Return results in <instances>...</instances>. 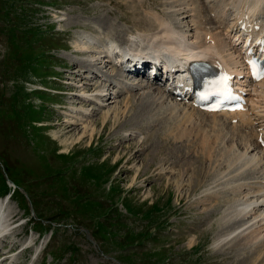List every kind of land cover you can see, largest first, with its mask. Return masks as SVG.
<instances>
[{
	"label": "rangeland",
	"instance_id": "1",
	"mask_svg": "<svg viewBox=\"0 0 264 264\" xmlns=\"http://www.w3.org/2000/svg\"><path fill=\"white\" fill-rule=\"evenodd\" d=\"M172 1L0 0V203L13 233L0 240V264H264L259 226L232 233L242 196L228 193L223 157L178 140L142 89L106 126L99 104L75 97L86 75L96 86L110 76L146 85L110 63L76 67L89 61L76 51L86 36L103 50L152 34L150 17L169 16ZM71 116L95 123L92 142L72 143Z\"/></svg>",
	"mask_w": 264,
	"mask_h": 264
},
{
	"label": "bare ground",
	"instance_id": "2",
	"mask_svg": "<svg viewBox=\"0 0 264 264\" xmlns=\"http://www.w3.org/2000/svg\"><path fill=\"white\" fill-rule=\"evenodd\" d=\"M188 1L173 0L169 9H167L169 16L166 15L164 16L165 18L159 17L158 13L152 14L150 18L153 21L151 20V22L155 23V28H158L154 29L152 34L132 35L127 46L116 45L114 49L115 42L109 43L106 41L108 45L104 47L103 50H91L88 48L91 43L89 39L91 38L86 36L85 38H87L86 40H88V42H82L83 45L79 46L80 49H77L76 52L79 54L81 53V55L89 56V61L80 64L76 63V67L88 69L96 67V65L99 67L101 64H107L106 66H108V63L112 64L114 67L116 62H118V64L121 63V59L118 58L120 56H116L114 50L118 53H124L125 48L132 52L136 59L142 56L147 58L150 54H158L162 56V59L163 56L168 55H171L172 58L180 59L179 55H189L186 51L193 52L186 49L191 47L192 49H203L205 53L202 58L204 59L219 58L223 60L230 67V72L239 74L240 70L238 69L242 66L240 64L239 55L235 52L231 43L227 41L225 35L228 34L227 31L231 26L232 20L239 19L241 14H243L244 18H248V21L256 17L260 20H264V0ZM160 14L162 15V13ZM149 15L151 14H148V16ZM196 56L190 54L187 58L194 60ZM142 60L143 59H141V61ZM113 61L115 63H113ZM97 70L96 68V71ZM119 70L121 72V69ZM84 73L94 74L95 72L89 69ZM123 76L122 74V78ZM110 77L109 80L111 79ZM100 78H105V76H100ZM106 78L104 80L108 82V86H96V84L93 85L89 83L90 78L88 75L81 80L78 79L79 81H77L78 84L76 83V89H80L81 93L75 96L76 99L81 100L83 103L99 104L98 110L104 113L103 126H106V122L110 117L115 119L117 115L120 114L123 117L124 113H127L131 106L130 99L132 97H129L130 93L135 89H142L144 91H142L143 94H148L153 100L154 105H151L157 107V109L162 112V115H164L165 112V114L169 116L168 120L172 121L170 128H173L172 132L175 137H178V140L185 139L189 142L194 141V143H197L196 145L201 148L200 153L202 152V156L204 154L209 160L213 158V155H215L214 157H223L230 170L233 171V187L228 193L242 196V198L239 197L242 205H239L240 201L238 203L239 199H237L235 202L238 203L239 208H236L238 205L235 203L236 206L234 205V211V207L231 210L234 212V215L231 211L230 214L233 215L231 216V218L233 217V221L235 218L240 219L242 216L243 220L242 218L239 220L237 223L239 225L238 228L234 229L232 233L235 234L239 232L238 235H242L247 229L259 226L260 230L258 229V233L259 236H261L262 233H264V150L260 148L258 140L261 139V141H264V80L259 82L253 89L252 94L249 95L251 106L246 113L221 114L199 111L192 108L191 103H178L170 94L166 93L165 90L160 87H153L149 84L145 85L141 82L136 83V81L134 83L132 80V82L130 80V82H125L124 80L121 81L116 78V80L112 78L113 80L110 82L111 80L109 81L108 77ZM122 92L127 93V96L125 98L126 101L124 100V104L122 103V105H120V102L117 100L124 95ZM142 97L144 100V96ZM86 106H83L82 109L86 108ZM83 112H81V114ZM71 117L72 118L68 121L69 126H74L76 129L79 128L80 130L78 135L74 137V140H71L73 141L72 143H80L87 134H89L90 142H92L97 130L93 127L94 122L90 120L84 121L83 118L80 120L79 116ZM165 118L167 119V117ZM205 126H212L215 128L211 132L208 127L206 128ZM216 127L220 129L219 131L222 130L220 133L225 132L226 135L224 136L222 134V136L218 138L216 133L218 129L214 131ZM204 130L209 131L204 132ZM213 135H216V137ZM56 136L57 135H54V138H57ZM188 182L189 181H187V183ZM228 184L223 188L226 189L229 186ZM212 194L214 195V193ZM6 205L5 201L0 203V237H2V239L4 235L8 234L7 232L11 230V225L9 224L11 216L7 215L8 208L6 209ZM228 222L229 219L226 223ZM9 233H11V231ZM220 242L221 241H219L218 244ZM26 249H29V247H26Z\"/></svg>",
	"mask_w": 264,
	"mask_h": 264
},
{
	"label": "snow or ice",
	"instance_id": "3",
	"mask_svg": "<svg viewBox=\"0 0 264 264\" xmlns=\"http://www.w3.org/2000/svg\"><path fill=\"white\" fill-rule=\"evenodd\" d=\"M250 64L252 65V67L254 69L255 78L256 79H264V71H261L259 69L257 63L255 61H250ZM230 80H231V77H229L227 74H225V75H222L221 77H219L217 80L212 81L211 83L215 87L217 93L224 94L225 96H227V98H233L230 95V92H231ZM202 98L208 99V95L205 94ZM210 110L216 111L219 109L212 108ZM262 143H264V141H262Z\"/></svg>",
	"mask_w": 264,
	"mask_h": 264
}]
</instances>
